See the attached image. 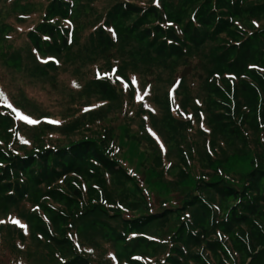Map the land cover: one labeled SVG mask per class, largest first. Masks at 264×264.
<instances>
[{
	"label": "trees",
	"instance_id": "16d2710c",
	"mask_svg": "<svg viewBox=\"0 0 264 264\" xmlns=\"http://www.w3.org/2000/svg\"><path fill=\"white\" fill-rule=\"evenodd\" d=\"M165 1L0 0V264H264V0ZM125 138L179 205L121 215L139 205L112 191L142 196ZM231 146L245 173L215 170ZM184 158L206 163L191 187Z\"/></svg>",
	"mask_w": 264,
	"mask_h": 264
},
{
	"label": "rangeland",
	"instance_id": "374dc122",
	"mask_svg": "<svg viewBox=\"0 0 264 264\" xmlns=\"http://www.w3.org/2000/svg\"><path fill=\"white\" fill-rule=\"evenodd\" d=\"M152 2L156 3L157 0H152ZM34 3H35V1H34ZM154 3H153V5H154ZM164 3H167V2L165 0H163V4ZM101 5H103L102 2H98L96 4V6L98 8ZM169 8H173L174 10L178 9L177 6H173V7H169ZM0 12H2V11H0ZM261 23L263 24L264 20ZM219 37L222 38V35H220ZM207 45L208 46H206V47L204 46L203 48L199 49V52L196 53V54H199L200 60L197 63H194L196 65L194 66L195 73L193 75L198 74V79H199L198 83H199V85H202L203 83H201V82H203V80L205 79V76H204L205 74L203 73V71L205 69H209L211 67L208 50H209V48L211 49L213 46H216V45H214V43H208ZM73 50H76V48L74 47L72 50L69 51V53L73 54L74 53ZM215 55H216V53H215ZM212 57L213 56H210V59ZM90 59H92V56H90ZM98 61L99 60H97L96 62H98ZM167 64L169 65V67H171V69H173V67L175 65L179 64V62H172L171 61V62H167ZM130 65L131 64H127V67H129ZM136 66L138 67V69H143V67H145L146 64L145 63L144 64H140L139 63ZM63 68H64V73H66L68 75H72V70H74V71L80 70V69H78V67H76V62L75 61L69 62ZM159 68H160V70H157V71H160L159 77H158V79H159L158 90H157V84H156L157 93L154 91V95L156 97L160 96L161 93H163V90H164V88L167 85V84H165V81L167 80V78L169 79V77H167L165 75L166 71L163 69V67L159 66ZM86 69H87V67H85V69L83 71H85ZM126 69L127 68L125 67V70ZM179 69L180 68H178L177 71ZM83 80L84 79H82L81 83H83ZM194 91H195V88H194V90H192V92H191L192 95L191 96H197L198 98H200V101L203 103L202 107L204 108V110H206L207 106H206L205 101H206L207 97H205V93L203 91H198V90H196V92H194ZM36 92H37L36 97L32 94L33 97H35V100L38 103L42 104V105H40L41 108L43 107L44 109H48L46 106H48V105L53 103V99L49 100L48 98L55 97V96L52 94V96L50 97V96H48V94L45 91H41L39 89H36ZM171 94L172 93L169 91V95H171ZM28 95L32 96V95H30V92L28 93ZM201 96H202V98H201ZM204 103H205V106H204ZM42 112H43V110H42ZM50 112H52L53 114H55L54 112H59L60 113L61 112L60 105H58V107H56L55 105L54 106L51 105L50 106ZM112 114L115 115V113H112ZM115 117H118L117 114L115 115ZM175 124L177 125V123H175ZM158 126H159L158 128L160 129L162 134L165 135L166 134L165 130L164 129L161 130V126H162L161 122L158 123ZM29 132L31 133V135L33 133H36V132H33V131H29ZM49 138H51L52 140H55L57 137L49 136ZM54 142L61 143V140L59 138H57V141H54ZM131 144H133V146H130ZM134 145H135V143H133L132 141L127 140L126 138L123 141H121L120 142V146L123 147V154H121V155H122V158L125 160V162H127L129 168H131L135 172L134 174H133V172H131V174L135 178V181H136V183L138 184V186H139V188L141 190L142 196H141V194H140V197H137L135 194L134 195L128 194L126 192V188L129 189V187H128V185H125L124 183H123L124 185L120 184V186H119V188H117L116 192L112 191L111 192L112 194L110 196V199L112 201L121 199L123 195H126V198L124 199V204H126V202L127 203L133 202L134 204L137 203L139 205L135 210H129L128 208L124 207L125 209L120 211L121 215L124 216V217H131V216L139 213L142 210V208H143L140 199H143L144 202H147V207H148L149 210H152V209H155V208L156 209L160 208V207H158V205H160L161 202H165L164 206L174 207L176 205H179L181 200H180L179 194H177V193L179 191H181L182 189H179V190L176 191V189L173 188V186H172L171 189L168 188V190H167L165 187L153 184V182H157L155 180H153L151 182H148V183L146 182L145 174L143 173L141 166L137 165V163H136L137 159H135V155L136 154L134 155V153H133V152H135L134 150H139L140 146L139 145L134 146ZM128 148H130V149H128ZM131 148H133V150H131ZM236 150L237 149H236L235 146H231L230 148H228L226 150V153H225L226 156L225 157H219V151L217 153H215V154L212 153V156H213L214 159L211 158V161L214 162V164H215V170H218V169L222 168L225 174H233V173L235 174V172L245 173L246 170H247L246 169L247 165L246 164L245 165L244 164H240L238 162V158H236L237 154H235ZM233 152H234V156L230 157ZM152 157H153V154L150 152L149 154H147L146 158L152 159ZM184 161L187 164V167H186V173H187L186 179L187 180H186L185 183L189 187H191L193 182L196 181L197 176L200 174L199 173L200 170L206 166V163H205V161L203 159H197V160H194V161H190V160L184 158ZM217 163L220 166H217L216 165ZM80 184H81V187L83 188L84 187V182L81 181ZM130 189H132V188H130ZM175 192H177V193H175ZM111 224H113V223H111ZM76 226H77V224H76ZM156 226L157 225H153L148 230L145 229L144 233L156 234L155 231L151 232V230H150L151 228H154ZM170 227L171 226H168L166 229H162V231H164V230L165 231L162 234H158V235L161 236V237H165V235L169 232L168 230L170 229ZM133 235L136 236V234H133ZM84 236L87 237V238L89 237L88 234H85ZM82 242L87 244L84 241H82ZM131 244H133V243H131ZM131 244H129V245H131ZM85 247L87 248V246H85ZM131 248H132V245H131ZM8 252H9V250H8ZM130 259L132 261H134V260L137 261L138 260L135 257H131ZM3 260H6V255L4 256Z\"/></svg>",
	"mask_w": 264,
	"mask_h": 264
},
{
	"label": "snow or ice",
	"instance_id": "6c2138e0",
	"mask_svg": "<svg viewBox=\"0 0 264 264\" xmlns=\"http://www.w3.org/2000/svg\"><path fill=\"white\" fill-rule=\"evenodd\" d=\"M31 123H35V121H30Z\"/></svg>",
	"mask_w": 264,
	"mask_h": 264
}]
</instances>
